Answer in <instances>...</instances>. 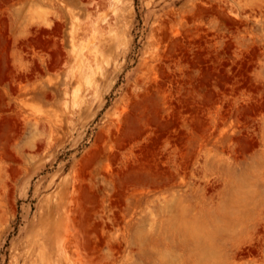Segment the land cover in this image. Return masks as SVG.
I'll list each match as a JSON object with an SVG mask.
<instances>
[{"label":"rangeland","instance_id":"obj_1","mask_svg":"<svg viewBox=\"0 0 264 264\" xmlns=\"http://www.w3.org/2000/svg\"><path fill=\"white\" fill-rule=\"evenodd\" d=\"M211 250L264 264V0H0V264Z\"/></svg>","mask_w":264,"mask_h":264},{"label":"bare ground","instance_id":"obj_2","mask_svg":"<svg viewBox=\"0 0 264 264\" xmlns=\"http://www.w3.org/2000/svg\"><path fill=\"white\" fill-rule=\"evenodd\" d=\"M5 118H6V117H5ZM10 119H11V118H10ZM10 119H9V120H10ZM4 123H5V122H4ZM8 123H9V122H8ZM11 125H12V124H11ZM10 129H11V128H10ZM8 130H9V129H8ZM8 133H9V132H8ZM7 136H8V135H7ZM148 161H149V160H148ZM143 162H147V161H146V160L142 161V164H143ZM149 162H150V161H149ZM151 162H152V161H151ZM154 162H155V161H154ZM154 162H153V163H154ZM137 163H138V162H137ZM139 163H141V161H140ZM148 164H151V163H147V165H148ZM137 165H138V164H137ZM137 165H136V166H137ZM139 165H140V164H139ZM144 165H145V167H146V164H144ZM153 165H154V164H153ZM153 165H152V166H153ZM156 165H157V163H156ZM140 166H143V165H140ZM145 167H144V168H145ZM137 168L139 169L138 166H137ZM146 168H147V167H146ZM148 169H149V168H148ZM150 169H151V168H150ZM153 169H155V168H153ZM144 170H145V169H144ZM146 170H147V169H146ZM156 170H158V169H156ZM136 171H137V170H136ZM141 171H142V170H141ZM150 171H151V170H150ZM152 171H153V170H152ZM131 172H132V171H131ZM156 173H158V172H156ZM154 174H155V173H154ZM152 175H153V174H152ZM158 175H160V174H158ZM158 175H157V176H158ZM163 175H164V174H163ZM138 179H139V178H138ZM215 232H216V231H215ZM207 240H209V239H207ZM207 240H205V241H207ZM212 240H213V239H212ZM210 242H212V241H211V238H210ZM213 243H214V242H213ZM204 244H205V242H204ZM211 245H212V243H211ZM206 251H207V250H206ZM211 252L213 253V250H211V251L208 252V253H210V254H207V255L209 256V260H210V261H211V259L214 260L213 262H212V261L210 262L211 264H232L230 261H228V258H226L227 260L223 258V259H224V260H223V259L220 258V257H214V258L211 257V254H212ZM203 254H204V256H205V253H203ZM204 256L201 257L198 261H202V259L204 258ZM205 257H207V256H205ZM225 260H226V261H225ZM210 263L207 262V263H199V264H210Z\"/></svg>","mask_w":264,"mask_h":264}]
</instances>
